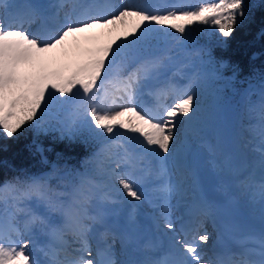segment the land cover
Instances as JSON below:
<instances>
[{"label":"snow or ice","instance_id":"6c2138e0","mask_svg":"<svg viewBox=\"0 0 264 264\" xmlns=\"http://www.w3.org/2000/svg\"><path fill=\"white\" fill-rule=\"evenodd\" d=\"M4 7L5 11L0 13V133L11 138L29 124L39 128L40 118L51 101L68 102L79 96L86 102V123L90 118V124L122 150V154H113L111 162L115 167L108 170L110 179L119 185L117 192L122 189L128 197L141 201L143 193L135 185L154 177L160 181L158 191L166 198L174 186L165 162L173 155L179 118L187 119L195 113L196 95L191 83L179 91L175 85H169L176 94L175 103L167 106L158 102L151 110L139 108L136 99L141 88L161 67L158 57L142 55L140 45L152 26L183 35L191 26L206 25L227 38L238 18L244 15L243 0H211L192 10L173 7L164 11L151 10L147 4H129L119 6L118 11L95 14L92 6L73 5L74 13L81 9L75 13L76 18L67 17L46 39L30 34L21 26L23 22L17 24L14 19L17 14L9 13L8 5ZM29 10L33 17L40 15L34 6L29 5ZM167 94L166 89L159 90L157 100ZM260 107V140L264 143V101ZM64 131L71 136L75 129L69 127ZM124 141H135L139 153L130 151ZM121 165L129 170L120 172ZM136 169L142 175H134ZM7 183L11 182L5 186ZM19 183L23 185L21 194L25 199L36 198L49 214L58 215V223L48 224L50 234L71 231L80 238L78 256L58 260L53 254L50 264H117L115 260L102 261L93 256L87 237L95 226L105 227V219L103 213L90 212V194L85 195L79 188L52 192L36 178ZM260 191L264 198V178ZM105 200L115 203L107 196ZM18 211L24 213L23 221L9 214L0 227V264H37L29 252L30 241L19 238L28 235L33 225L45 224L46 220L27 207ZM200 211L210 216L211 205L202 204ZM162 215L166 228L174 229L167 219L166 206ZM21 223L23 231L17 227ZM109 231L105 227L104 234ZM10 233H15L18 239H13ZM209 239L210 235L204 232L193 242L177 240L181 259L172 261L163 257L146 264H264V233L256 239L258 248L233 254L237 258L227 262L219 258L202 259L198 242L206 244ZM100 255L98 252L97 256Z\"/></svg>","mask_w":264,"mask_h":264},{"label":"bare ground","instance_id":"6f19581e","mask_svg":"<svg viewBox=\"0 0 264 264\" xmlns=\"http://www.w3.org/2000/svg\"><path fill=\"white\" fill-rule=\"evenodd\" d=\"M31 0H13L9 2L7 11L9 13L17 14L14 19L17 24L21 22L25 23L28 19H31V13L29 10V3ZM39 3L38 10L40 15L37 19L32 20L29 24V28L32 29L29 33L36 36L44 35L45 39L56 30V28L61 25V20L58 21V15H67V12L73 13V5H83V6H92L93 14L97 12L111 13L112 11H118L119 6L121 5H129L132 4L131 1L128 0H36ZM148 4L151 5L152 8L157 7V3L152 5L155 0H141L139 4ZM188 0H159L160 5L164 6L166 10L173 7H181L183 4H186ZM200 1V0H198ZM3 0H0V13L5 11V5L1 7ZM211 2V0H210ZM114 6V4H116ZM61 4L63 7H61ZM200 4V3H199ZM107 6V8H106ZM110 6V7H108ZM95 8L96 11L95 12ZM2 11V12H1ZM81 11L80 8L75 10V13ZM46 16L50 20V23L46 26L40 25V16ZM47 21V22H48ZM22 23V24H23ZM22 26V25H21ZM45 28V29H44ZM184 44H187L188 41H183ZM163 58L164 62L161 67L157 70V74L154 78L149 79L144 83L143 87L140 90L137 98H139V108L142 109H154L157 106V103H163L167 106H171L176 101L175 92L169 88V85H175L176 91L183 89L189 83L192 84L193 88L197 85L202 84L205 80H212L213 83L216 81V78L213 77L212 72L203 69V63H196L192 66V62H196V56L190 54V57H186L181 53V51H174L170 57H164L163 54L160 55ZM126 74V73H125ZM262 88L259 91L256 99H258L259 103L264 101V84L263 81L259 84ZM166 89L168 94L166 96H161L159 101L157 100L156 93L159 90ZM152 100L151 105L142 104L145 100ZM119 102V101H118ZM224 104V103H223ZM118 110V109H116ZM221 107H216L214 110V115H218L220 113ZM177 123V131H176V141L173 144V153L174 150L180 149L184 146L183 139L181 140L178 129L180 128V124L182 122V117L179 118ZM256 123V122H255ZM253 123L251 125L252 134H248L247 137L242 138V145L246 147V144L251 141L252 138L259 139L258 131L260 130L259 123ZM220 124L216 123L215 126H210L207 137L204 134H201L199 130H195V134H191L190 131L186 133L187 140L193 142V149L190 151V156L185 161L188 163L190 172L185 174L184 172L175 171L173 169V163L171 162V156L168 157L165 162L168 172L170 173V177L181 176L182 180L172 181L173 191L165 198V195L158 191L157 185L150 186L149 189H152V192H159L160 195H163L164 202L169 206V211L167 215V219H169L173 225L174 229L170 230L165 226V217L162 215L161 208L153 207L152 213L145 214V212L139 213L133 212V207L136 205L138 201L134 200L131 197H128L125 193L123 195L128 197L130 206H125L122 200L116 202L115 207H110L106 205H102V202H99V198H105L106 196L115 200L119 198L116 192L112 193L113 186L109 181L105 180V177H101L99 184V191H96L93 186L87 185L84 180H80V182L76 183L75 186L79 188V190L85 195H91V207L90 212L93 214L103 213L105 219V227L109 228L110 231L107 234L105 233V227L95 226L94 230L89 233L88 241L92 248V253L94 255V248L96 246H103V244L107 242L105 237V241L101 242V236L107 235L110 239H115V236H118V239L121 238V241L129 242L125 247L128 249V253H130L129 259L127 261L135 259L137 262L139 261V256L141 255V248H145L149 253H152V250L156 249L158 245H165L172 252H179L178 249L180 245L176 244V235L180 238L178 240H193L196 241V238L204 234L198 233L203 230L207 232L209 235H212L213 228L209 224V220H215V214H218L220 209L224 206V201L229 199L230 195L240 194L246 198L245 207L249 214L253 215L257 225L261 227V230L264 231V198L261 195L256 197V194L260 192V183L262 178H264V173L258 175H254L255 172L260 169L258 167L257 161L255 163V159L245 161L246 166L250 167L247 171L243 173H238L242 170L238 165L235 164V151L232 150V156L228 157V146L227 140L224 134L218 133L220 130ZM218 133V134H217ZM196 138H202L201 143L199 144L196 141ZM125 146L135 153H139V148L136 147L135 141H124ZM212 143H214L212 145ZM106 147L98 148L97 150L102 149L101 151L106 155V158L102 162L105 166H113L115 164L111 161L114 159V153L120 154V150L118 147L110 144L109 138L105 142ZM264 158V157H263ZM182 161L181 157L179 159H175V163L178 165ZM155 162H153V166ZM124 166V165H123ZM108 170V168H107ZM129 170L128 167L126 171ZM264 170V166H263ZM120 172H124L122 165L119 169ZM254 173V174H253ZM138 176V175H137ZM190 176L192 179H190ZM153 178L154 177H148ZM190 180H189V179ZM83 181V182H82ZM252 183V184H251ZM113 185L119 189V185L113 182ZM74 186V187H75ZM148 188V186L146 187ZM145 188V189H146ZM149 189L147 191H149ZM53 188L51 191L53 192ZM99 193V194H98ZM173 194V195H172ZM190 195V196H188ZM240 197V196H239ZM242 197V198H243ZM241 198V197H240ZM241 202V203H242ZM259 204H258V203ZM151 202L149 201V204ZM204 203H208L211 205V215L204 216L201 214L200 206ZM144 208L147 206L144 204ZM182 207L183 213L178 216L175 211L176 208ZM174 209V210H173ZM173 210V213H172ZM111 212H119L116 218H112L109 215ZM50 216L56 217L51 223H58L59 217L55 213L49 214ZM184 217V222L181 226L188 227L184 231L186 235L184 236L181 228L177 226V220ZM40 224L37 223L33 225L30 233L25 235V239L29 238L32 241L30 251H35L36 256L31 258L34 259L37 264H50L52 260L53 254H55V258L58 260L64 259L65 256H69V258H75L79 255L76 251L81 247L80 238L74 235L73 232H58L56 234H50L47 223ZM2 220L0 221V227H2ZM113 227V231L111 229ZM48 229V230H47ZM47 230L46 235L44 234ZM211 230L210 232H208ZM118 231V232H117ZM113 233L115 234L113 236ZM44 236L46 237L44 241L41 243H34V235ZM120 234V236H119ZM193 238V239H192ZM17 239V238H16ZM23 239V238H22ZM117 239V238H116ZM190 241V242H193ZM198 242V241H197ZM198 252L203 253L202 248H204L203 243H199ZM132 245H136L134 252H131L133 247ZM121 250L124 248L122 244L117 245ZM114 247V246H113ZM151 247V248H150ZM163 246H160V248ZM204 249L207 250L205 247ZM132 253V254H131ZM110 254V253H109ZM208 254L203 253L202 256L207 257ZM119 257H123L124 261L114 259L111 254L109 256V260H115L117 264H126L125 258L126 254H119ZM150 258V256H149ZM120 261V262H119Z\"/></svg>","mask_w":264,"mask_h":264},{"label":"rangeland","instance_id":"374dc122","mask_svg":"<svg viewBox=\"0 0 264 264\" xmlns=\"http://www.w3.org/2000/svg\"><path fill=\"white\" fill-rule=\"evenodd\" d=\"M13 0H3L1 5H8L9 2H12ZM117 1V0H116ZM123 1V0H119ZM131 1L132 4H139L141 0H128ZM155 2H159L155 0ZM202 2H210V0H188L186 4H183L181 7H176L180 10H192L199 6V3ZM160 3V2H159ZM146 4L150 6V4ZM117 5L114 4V6ZM107 8V6H106ZM151 10H159L164 11L166 8L164 6L159 8H151ZM92 11V9H91ZM95 12L96 8H95ZM58 15V21L61 20V24H63L67 17L71 16L72 19L76 18V14L67 12V15ZM22 27L26 29L28 32L31 31V28L29 27L28 20L27 22L22 24ZM208 31H212L213 28L211 26H206ZM155 33L154 35L148 34L145 38V40L140 45L141 52L145 56H151V57H158L160 59L161 65L163 64L164 60L160 57L161 54L164 55V57H170V55L174 51H181L183 55L186 57H190V54L196 56V62H192V66H194L196 63H203V69L208 70L212 72L213 77L216 78V81L213 83L212 80H205L202 82V84L197 85L193 88L196 95V110L193 116L185 119L182 117L181 126L178 129L179 136L181 140L183 139L184 146L182 147V150L176 149L174 150L175 153L171 156V162L173 163V169L175 171L184 172L187 174V172H190L188 169V163H185V161L190 156V151L193 149V142H190L187 140L186 133L188 131L191 132V134H195V130H199L201 134H204L206 137L207 132L210 128V126H215L216 123H219L220 130L218 133L224 134L226 140H227V146H228V157L230 158L232 156V150L235 151V164L238 165L242 170L238 173L241 174L244 171H247L248 169H251L250 167L246 166L245 161H251L252 158L255 159V163L257 161L258 167L260 169L258 172L256 171L254 175L262 174L264 173L263 166H264V156H262V153H264V143H261L259 139L252 138L251 141H249L246 146L249 152L246 151V147L242 145V138H245L248 136V134H252L251 125L253 123H259V113L261 111V103H259L258 99H256L257 95L259 94L260 89L262 88L259 84H264V77L260 79V81L257 82V84L249 86V91L246 93L245 96H240L236 100L231 101L229 100V95H226L227 89L225 90L224 87H221L218 83L221 81H224L226 77H223L219 73L218 67L215 66L212 58L210 55L207 54L208 48L206 46H197V43L199 39H197L193 35V29L190 27L188 31L181 35L180 33L175 32V30L172 29H164L160 28L158 26H154ZM183 41H188L187 44H184ZM100 95H103L101 92ZM208 95V97H207ZM232 97V95H231ZM99 104V101L96 102ZM137 105H139V98L136 99ZM224 103V104H223ZM221 107L220 113L218 115H214V110L216 107ZM86 107V102L82 100L81 97L76 96L72 97L68 100V102H61V100H53L49 103V106L47 110L42 114L41 118H49L56 123H58L61 127L65 128L66 125L71 124L74 126H78L79 122L86 124V118L84 109ZM104 107H107V103H105ZM90 118H87L89 121ZM255 123V124H256ZM217 133V134H218ZM258 136H260V130L258 131ZM97 140L100 142L99 145L93 149L88 156L86 160H84L82 164V168L80 172L78 173V177L76 178L75 183L73 186L69 185V181L72 178V176H67V181H59V177L57 179L50 178V177H38L34 176L32 178L39 179L42 181L48 189L51 190L53 188V192H71L74 188H77L75 186L76 183L80 182V180H84L87 185L93 186V188L96 191H99V187L97 184H99L101 177H105V180L109 181L110 184L114 187L112 193L117 194L119 198L115 199V203H111L108 200L103 199L102 197L99 198V202H102L103 206H110L115 207L116 202L119 200H122L125 206H130V202L128 197L124 196L122 191L117 192V188L113 185L114 179H110L108 170L110 168H113V166H105L102 162L106 158V155L100 150H97L98 148H104L106 147L105 142L108 140V137L106 135H103L98 130V136ZM196 141L200 144L202 141V138H196ZM214 143H212L213 145ZM120 150V154H122V150ZM130 150V149H129ZM181 157L182 161L178 165L175 163V159H179ZM155 165V164H154ZM108 168V170H107ZM123 171H126L127 166L122 165ZM134 175H142V172L139 169H136L133 173ZM61 176V175H60ZM84 176L87 177V179H84ZM264 176V175H263ZM171 182L174 181V178H177L178 180H182V177L177 176L176 174L174 177H170ZM189 179V178H188ZM190 179L192 177L190 176ZM189 179V180H190ZM150 185H157L159 186L160 181H154L150 182ZM148 184V185H149ZM145 180L142 183H139L135 185L140 192L143 193V199L141 201H138L136 205L132 206L134 213H139L138 211L141 210V212H145V214L152 213L153 207L161 208V211H163V208L166 206L167 210L169 211V206H167V203H163V195H160V193L152 192L151 190L148 192L146 191ZM75 186V187H74ZM21 187H16L13 185L7 184L5 186V183L0 184V221L2 220V224L4 225L8 218L9 214H14L17 217V220L23 221L25 219L24 213L18 211V209L21 208H29L33 213H35L37 216L41 217L42 219L46 220L47 225L50 222H53L56 217L50 216L49 213L44 208L43 204L37 200L36 198L31 199H25L21 194ZM99 194V193H98ZM173 195V194H172ZM190 196V195H188ZM63 199V197H62ZM149 201L151 202L149 204ZM264 202V200H263ZM258 203V202H257ZM146 205L147 208H144L143 205ZM259 204V203H258ZM153 206V207H151ZM174 210V209H173ZM172 210V213H173ZM119 214V212H111L109 215L112 218H116V216ZM58 217V216H57ZM46 225V224H44ZM17 227L23 231L22 223L18 224ZM113 231V227H111ZM48 230V229H47ZM47 230L45 231V235L47 233ZM205 232L203 230L199 231L198 233ZM209 232V231H208ZM13 239H18L16 237L15 233H10ZM25 236V235H24ZM22 236L23 239L25 237ZM47 237V236H46ZM44 236H38L37 234L34 235V243H41L45 240ZM19 238V239H22ZM180 237L176 235L175 240L177 241ZM193 239V238H192ZM26 240L30 241V245L32 244V241L27 238ZM194 240V239H193ZM193 240H186L188 242ZM209 242V241H208ZM208 242L206 244H203L204 248L208 245ZM111 244L108 246V250L110 249V252L114 253V249L111 246ZM202 248L203 253L207 254V251ZM31 246L29 247L30 254L35 257L36 252L30 251ZM205 257L202 256V259Z\"/></svg>","mask_w":264,"mask_h":264},{"label":"trees","instance_id":"16d2710c","mask_svg":"<svg viewBox=\"0 0 264 264\" xmlns=\"http://www.w3.org/2000/svg\"><path fill=\"white\" fill-rule=\"evenodd\" d=\"M243 5L244 15L227 38L218 29L191 26L199 39L198 46L208 48L207 54L226 77L220 85L227 89V95L232 94L233 100L245 95L249 86L264 77V0H243ZM69 127L75 129L71 136L64 131ZM97 136L98 130L90 119L86 124L79 122L78 126L68 124L63 128L44 117L39 128L29 124L11 138L0 133V183L11 182L7 184L23 188L19 181L34 176L67 181L71 175L73 184L81 163L99 144Z\"/></svg>","mask_w":264,"mask_h":264}]
</instances>
